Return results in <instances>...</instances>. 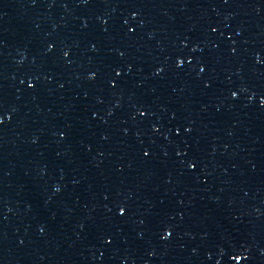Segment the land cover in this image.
I'll use <instances>...</instances> for the list:
<instances>
[{
	"label": "water",
	"instance_id": "95a60500",
	"mask_svg": "<svg viewBox=\"0 0 264 264\" xmlns=\"http://www.w3.org/2000/svg\"><path fill=\"white\" fill-rule=\"evenodd\" d=\"M262 98L264 0H0V264H264Z\"/></svg>",
	"mask_w": 264,
	"mask_h": 264
},
{
	"label": "snow or ice",
	"instance_id": "6c2138e0",
	"mask_svg": "<svg viewBox=\"0 0 264 264\" xmlns=\"http://www.w3.org/2000/svg\"><path fill=\"white\" fill-rule=\"evenodd\" d=\"M129 2H130V3H134V0H129ZM133 15H136V13H133ZM125 23H127V22H125ZM214 31H215V30H214ZM49 47H52V45H49ZM233 51H235V50L233 49ZM68 55H69V53H68L67 51H65V52H64V56L67 57ZM120 55H123V53H120ZM183 64H184V59H182V58H180V57L178 56L177 59H176V65H177V67H179V66H181V65H183ZM113 71L115 72V75H116L117 78L120 77V75H121L120 70H118V69H113ZM161 71H163V69H160V68H157V69H156L157 74H158L159 72H161ZM202 71H203V69H202ZM95 75H96V73H90V77H95ZM109 83H110V85H112V86H117V80H116V79H110V80H109ZM29 87H30V88L34 87V84L31 83V82H29ZM231 95H232L233 97H236V96H237V92H236V91H233V92L231 93ZM98 99H99V97H98ZM260 104H261V105H264V98H262V99L260 100ZM137 112H138L140 115H144V113H143V112H140L139 109H137ZM93 115H95V113H93ZM2 123H3V119L0 118V124H2ZM185 131H191V129H185ZM177 132H178V133L180 132V128H179V127L177 128ZM60 134H61V136L65 135V133H63V132H61ZM145 155L147 156L148 153L145 152ZM178 155H179V153H178ZM197 164H198V161H196L195 158L190 159V160L187 162V166H188L189 168H191V169H195V168L197 167ZM118 211H119V213H120L121 215H123V214L126 213L127 209H126L125 206H120V207L118 208ZM42 230H43V229H42ZM169 235H170V233H167V232H166V234H165V239H166ZM109 242H110V241H109ZM240 258H241L240 256H236V257H235V259H240Z\"/></svg>",
	"mask_w": 264,
	"mask_h": 264
}]
</instances>
